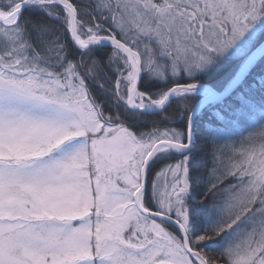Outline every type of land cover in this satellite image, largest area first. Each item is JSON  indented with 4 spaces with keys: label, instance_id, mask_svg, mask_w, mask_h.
<instances>
[{
    "label": "snow or ice",
    "instance_id": "snow-or-ice-1",
    "mask_svg": "<svg viewBox=\"0 0 264 264\" xmlns=\"http://www.w3.org/2000/svg\"><path fill=\"white\" fill-rule=\"evenodd\" d=\"M0 264H264V0H0Z\"/></svg>",
    "mask_w": 264,
    "mask_h": 264
}]
</instances>
